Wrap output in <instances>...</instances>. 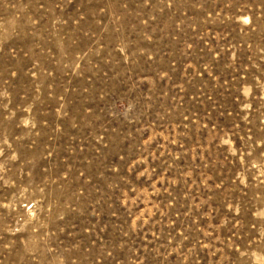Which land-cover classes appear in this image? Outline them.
<instances>
[{
  "label": "rangeland",
  "instance_id": "1",
  "mask_svg": "<svg viewBox=\"0 0 264 264\" xmlns=\"http://www.w3.org/2000/svg\"><path fill=\"white\" fill-rule=\"evenodd\" d=\"M0 264H264V0H0Z\"/></svg>",
  "mask_w": 264,
  "mask_h": 264
}]
</instances>
